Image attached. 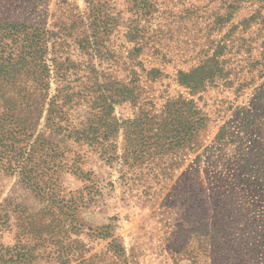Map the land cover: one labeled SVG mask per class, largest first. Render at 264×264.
<instances>
[{"label": "rangeland", "instance_id": "374dc122", "mask_svg": "<svg viewBox=\"0 0 264 264\" xmlns=\"http://www.w3.org/2000/svg\"><path fill=\"white\" fill-rule=\"evenodd\" d=\"M140 1L0 0V35L37 43L41 29L55 34L48 51L21 63L28 77H19L44 100L29 110L43 115L30 176L0 172V264H264V0ZM97 6L117 18L93 23V51L80 40ZM211 57L214 76L191 94L180 70ZM121 83L133 95L117 92L114 110H91ZM180 96L195 101L205 125L144 143L125 123L113 136L119 153L141 154L112 163L61 141L66 132L46 118L57 105L64 128L88 117H153ZM41 135L59 145L46 156Z\"/></svg>", "mask_w": 264, "mask_h": 264}, {"label": "trees", "instance_id": "16d2710c", "mask_svg": "<svg viewBox=\"0 0 264 264\" xmlns=\"http://www.w3.org/2000/svg\"><path fill=\"white\" fill-rule=\"evenodd\" d=\"M86 1L89 6H91V4H95L96 6V0ZM135 1L138 0H132L133 6L136 4L139 6V3L143 2L140 1L136 3ZM96 8L101 10L102 13H98L97 16H93V13H91L92 15L90 13L87 15V18L91 16L90 24L92 26L93 23H96L97 26L100 22H105L107 19L100 18L104 15H107L112 19L117 18L116 15L110 14L107 10L103 11L98 8V6ZM83 18H85V16L80 14L77 17V20L82 22ZM92 26L88 27V32L95 31L94 29L97 28L96 26H93L92 30L89 29L92 28ZM3 29L5 28L0 29V33ZM41 30L45 32V34L42 35L43 37H41L37 43L34 42L32 36L28 33L21 36L18 31L12 32L9 36L10 38L0 35V172L12 175L16 171L21 170V174H24L25 178L30 176L32 173L31 170L33 169L32 165L34 163L36 164L34 160L35 157L30 159L29 154L34 144L39 141L34 140V134L38 128V121L40 120L42 114L41 109H43L41 108L37 111L34 109L29 110V106L35 108V104L42 103L44 100H38L36 94L27 88L24 78L21 79L19 75H21V77L23 75L25 78L28 77V74L21 73V71H24V66L21 63L29 56L30 53L48 51L50 48L49 43H53V36H55V34L52 31L46 32L43 29ZM90 32L85 35L83 40H80V42H82L80 45L84 49L92 48V50L95 51L94 43L91 41V38L96 36V32H92V34H90ZM58 37L59 36H57V38ZM58 40H60V38ZM96 43L98 49L100 50V47H103V44L100 42ZM43 45H45V47ZM105 46L106 44L104 47ZM140 50L141 49H138L137 51ZM214 56H216V54H214ZM212 58L213 57L208 59L205 58L201 63L189 70H180V76H182L183 80H185L184 85L190 89L191 94H194V90L197 89L199 85L204 84L206 80L214 76L215 67L213 66ZM15 63H17L16 66L20 65V68L17 69L15 74H12L13 70H10V68H14ZM216 69H218V66ZM133 90V87L131 89L129 84L125 83H121L119 86L114 88L111 86V88L108 89V94L105 96H99V98L102 99L99 105H97L96 102L98 97L95 98L93 103H96V105L91 104V110H101L102 112L106 109L114 110L113 102L117 101L115 99L118 97L117 92L121 95L127 96L133 95ZM62 97L60 95H55L53 100L54 103H57L60 107L65 109L64 111H66L68 102L65 101V98L63 100ZM194 103L195 101L193 99L188 100L183 96L178 98H169L163 105L160 112L156 113L153 117L149 116L145 112L144 116H141L142 114L140 113L134 119L126 121L123 120L122 122H120V119L116 118L115 115H113L112 119L109 121L102 117L99 120L96 119V121H93L90 117H88L86 121L81 122L79 125L72 126L71 124H68L65 128L57 124L56 119L58 115V105L56 104L57 109L52 110L55 115H51L50 112V115L46 118L50 121L52 119L51 124L54 129L58 130L59 128H63L66 132L61 141L68 140L69 142L81 145L86 144L92 148L93 151L99 155V157L105 159L106 162L112 163L116 159L129 158L133 153L137 154V156H140L141 154V151L140 153H137L134 152L135 150L133 153L132 151H126L124 154L119 153L120 149L118 147L117 137L113 136L119 132L121 126L125 125V123H127L129 127H134V129L140 130L144 143H148L151 138L156 137L158 131H174L178 134L181 133L183 129H186L187 131L186 134H184L185 136L190 132L194 133L198 128L205 125V121L207 119L206 116H203L201 112L197 111ZM183 108H185L188 112L186 118L178 116ZM100 113L98 112L96 115ZM39 139L42 140L41 143L49 144L48 147H45L47 145L44 146L47 148L44 150L45 156L47 155L46 153L52 149V146H54L53 144L59 146L54 140L48 138L47 136L41 135ZM60 148H62V146H60ZM61 160H59V162ZM72 166H75V163H73ZM60 167L61 165L55 163L49 166L51 171L49 174L50 179L57 178L58 175L56 173H58L57 170ZM78 169H80L79 166Z\"/></svg>", "mask_w": 264, "mask_h": 264}]
</instances>
